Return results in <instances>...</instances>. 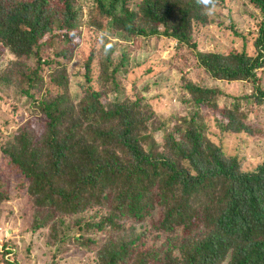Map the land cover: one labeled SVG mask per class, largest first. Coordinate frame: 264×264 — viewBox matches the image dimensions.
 Masks as SVG:
<instances>
[{"label": "trees", "instance_id": "obj_1", "mask_svg": "<svg viewBox=\"0 0 264 264\" xmlns=\"http://www.w3.org/2000/svg\"><path fill=\"white\" fill-rule=\"evenodd\" d=\"M232 1L218 5L229 40L208 48L196 0H0V171L16 177L0 178V204L23 200L26 257L43 237L51 264H264V154H245L264 108V0ZM138 69L152 80L129 79ZM164 71L179 111L160 115L147 93ZM17 245L0 232L1 264H20Z\"/></svg>", "mask_w": 264, "mask_h": 264}, {"label": "rangeland", "instance_id": "obj_2", "mask_svg": "<svg viewBox=\"0 0 264 264\" xmlns=\"http://www.w3.org/2000/svg\"><path fill=\"white\" fill-rule=\"evenodd\" d=\"M224 4H226V6L227 4L229 6H232L233 7L232 9H234L236 5L235 2L232 0L230 1L225 0ZM226 14H227V11L224 8L217 7L215 15H213L212 17H209V24H208L206 35L204 37H199L200 44L202 47H208V48L211 47L212 40H214L218 45H223L224 43H227V41L229 40V36L221 35L218 29V27L220 26H217L218 22L222 25H227L228 21L226 18ZM230 16L233 20V24H236V26L245 27L247 25V23L245 22V16L243 14L239 15L236 12H234V10H232ZM83 32H84V35L87 36L88 31H83ZM112 38H114V41L117 42L118 45H123L117 37H112ZM234 43L235 45L239 46L240 40H235ZM160 44H161V41H160ZM80 47L86 48V45L80 43ZM147 49L148 47H145V48L138 47L137 51L134 53V57L137 60L142 59L148 54L149 51H147ZM155 54L159 56H163V55L166 56L164 51L156 52L154 53V55ZM5 55L8 57L10 56L7 53ZM164 72L165 73L163 75H159L157 77V81H158L157 85L155 84L152 85L149 83L151 85V89L147 93V96L151 98L154 108L160 115H165L166 113L170 111L172 113L173 112L176 113L177 111H179V108H177L176 102L170 101L169 95L165 93V90L167 88L166 86L171 85V83H173L175 80L174 72L173 71H168V72L164 71ZM139 74H140L139 69L135 70L132 74H130L129 79L135 78L136 83L139 85L145 82H150L152 80L151 78L143 79V77L138 80ZM129 79L127 82H129ZM261 81L264 82V75ZM223 86H225L227 89L233 90L236 93L239 90L241 91L243 89L244 90L249 89L248 83L246 81L234 82V83H223ZM247 105H249V103ZM256 113H258L257 121L255 122L253 126L254 127L253 134L250 137L247 147L245 149L246 157L250 158L251 160L255 159L254 157H249L251 155L255 156L256 154H258V152L264 154V108L259 107L256 110ZM8 115H14L17 121H19L22 118L21 114H18V113L12 114L10 112V109L6 108L4 112L1 114V116L5 117ZM180 116L181 114H179L177 118L180 119ZM237 141L238 139L235 137H230L226 140L225 145L229 152L234 151V147L237 146ZM260 147H261V150H259ZM249 149L253 151V154H250ZM0 178L4 182V184H7L8 186H12L16 181L15 176L13 175L7 176L6 173L2 171H0ZM22 201L23 200L21 199L20 200L14 199L13 201L0 204L1 208L10 207L11 210H13L12 214L7 216V218L5 219L4 224L0 225V232H2V235L5 236V238H13L15 241H17L18 243L17 259L19 260L20 264H47V263L51 264V258H50V252H49L50 250L48 249L47 246L43 244L42 242L43 237H41L38 241L33 242L32 248L30 250L32 258H28L24 255L25 242L23 240L24 238L19 233V230L23 227L21 216H19V214L21 213L20 212L21 206L19 204L22 203ZM75 220H77V217H74V216L68 219L64 218L63 225L66 227L62 225L64 234H65L63 237V241L66 242L67 246H70V247L72 246L75 247L76 245L72 236L79 235L77 226L76 225L71 226V223ZM80 222L82 223V221ZM60 228H61V225H60ZM86 235H90V232H86ZM80 250H84V249L79 248V250L78 251L76 250V252L78 253ZM72 251H73V248L70 249L69 253L70 252L72 253ZM74 253H75V250H74ZM67 255L68 253H64L63 255L65 257L64 260L58 261L57 264H66Z\"/></svg>", "mask_w": 264, "mask_h": 264}, {"label": "clouds", "instance_id": "obj_3", "mask_svg": "<svg viewBox=\"0 0 264 264\" xmlns=\"http://www.w3.org/2000/svg\"><path fill=\"white\" fill-rule=\"evenodd\" d=\"M196 4L201 8L202 15L212 17L215 15L219 0H196Z\"/></svg>", "mask_w": 264, "mask_h": 264}]
</instances>
